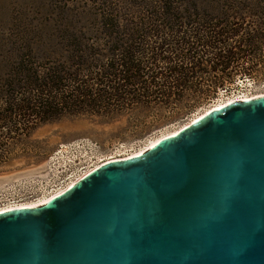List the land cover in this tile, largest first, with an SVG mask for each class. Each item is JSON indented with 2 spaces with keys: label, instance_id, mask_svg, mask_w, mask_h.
Segmentation results:
<instances>
[{
  "label": "water",
  "instance_id": "95a60500",
  "mask_svg": "<svg viewBox=\"0 0 264 264\" xmlns=\"http://www.w3.org/2000/svg\"><path fill=\"white\" fill-rule=\"evenodd\" d=\"M0 264H264V96L0 214Z\"/></svg>",
  "mask_w": 264,
  "mask_h": 264
},
{
  "label": "trees",
  "instance_id": "16d2710c",
  "mask_svg": "<svg viewBox=\"0 0 264 264\" xmlns=\"http://www.w3.org/2000/svg\"><path fill=\"white\" fill-rule=\"evenodd\" d=\"M55 9L42 30L2 39L0 163L10 146L66 118L164 106L183 119L238 76L257 77L242 63L264 64V0H86Z\"/></svg>",
  "mask_w": 264,
  "mask_h": 264
},
{
  "label": "rangeland",
  "instance_id": "374dc122",
  "mask_svg": "<svg viewBox=\"0 0 264 264\" xmlns=\"http://www.w3.org/2000/svg\"><path fill=\"white\" fill-rule=\"evenodd\" d=\"M85 1L0 0V67L6 66L5 55L8 52V47L2 43L3 38L22 32L42 30L46 21L56 20L55 6L64 4L71 6ZM250 68L257 76L251 78L253 82L247 81L248 77H246L237 84L227 85L228 91L222 97H217L219 102H224L227 98L241 93L248 97L264 93V64L253 67L251 63L244 62L239 66L241 72H247ZM248 86L251 87L249 91L246 90ZM211 101L202 103L194 113L183 119L174 117L176 116L174 112H169L164 106H157L146 110L137 108L113 119L66 118L41 126L28 139H23L21 144L10 146L6 162L0 163V205L9 202L15 195H17L16 198L19 194L25 198L29 197L23 187H18L19 184L33 185L31 187L33 195L43 191L41 183L48 177L49 158L61 145L85 140L95 145L98 157L107 156L117 150L126 151L146 147L152 140L177 130L196 115L203 113L212 105ZM152 125L155 129L145 132ZM82 157L89 158L90 154Z\"/></svg>",
  "mask_w": 264,
  "mask_h": 264
},
{
  "label": "built area",
  "instance_id": "2783aa9c",
  "mask_svg": "<svg viewBox=\"0 0 264 264\" xmlns=\"http://www.w3.org/2000/svg\"><path fill=\"white\" fill-rule=\"evenodd\" d=\"M244 79H246V77L238 78L235 83L237 84L238 82H241V80ZM246 80L249 82H253L251 78H248ZM250 88L251 87L248 86L246 90L249 91ZM226 92V89L219 90V94L217 95V97H222L223 94H225ZM252 96L256 97V95ZM244 97L247 98L248 96L244 93H241L239 95L229 97L225 101H227L228 99H233L234 101H241L245 99ZM218 100L219 99L216 98L214 101L217 102ZM214 101L212 100L210 103L214 105ZM95 148V145L85 140H81L68 145L59 146L49 158L48 177L45 181L41 183L43 191L39 192L37 195L35 193V195H33L31 189L33 185L31 186L30 183L19 184L18 187H23L24 191L28 193L29 197L25 198L21 196V194H19V197L16 198L17 195H15V197L9 202L1 204L0 210L5 209L7 207H13L17 209V207L21 205L32 204V202H37L43 198H50L51 196H56L62 190L69 189L72 185V182L75 183L77 180L84 177L85 174L89 172V170L94 168V166L98 164H100L101 166L107 162L133 158L137 156L140 150L144 147H138L137 149H130L126 151L117 150V152H113L107 156L100 155V157L96 155ZM87 153L90 154L89 158L82 157L83 155L88 156L89 154ZM95 155L97 157H95Z\"/></svg>",
  "mask_w": 264,
  "mask_h": 264
},
{
  "label": "bare ground",
  "instance_id": "6f19581e",
  "mask_svg": "<svg viewBox=\"0 0 264 264\" xmlns=\"http://www.w3.org/2000/svg\"><path fill=\"white\" fill-rule=\"evenodd\" d=\"M264 96V93L263 94H260V95H256L255 96H252V97H244L245 99H243L242 101H249V100H252V99H255V98H260V97H263ZM233 102H236L234 101L233 99H230V100H227V101H224V102H216L214 103V105L210 106L207 110H205L203 113L201 114H198L196 115L190 122L182 125L180 128H183L185 127L186 125L188 124H191V123H194L196 122L197 120H199L200 118H202L205 114H208L210 111L212 110H217L219 108H222L223 106H226L228 104H231ZM178 128L177 130H174L173 132H170V133H167V134H164L162 135L161 137H158L154 140H152L146 147H144L143 149L140 150L139 154H137V156H140V155H143L145 154L146 152H148L151 148H153L161 139L163 138H167V137H170V136H173L174 134H176V132L180 129ZM136 157V156H135ZM119 161V160H118ZM114 162V161H112ZM109 163V162H107ZM106 164V163H105ZM100 167V164L94 166V168H92L91 170H89V172L87 174H85V176H87L88 174H90L92 171L96 170L97 168ZM84 176V177H85ZM82 177V178H84ZM80 180V179H79ZM79 180H77L76 182H78ZM72 182V185L73 186L74 184H76ZM68 190V189H66ZM66 190H62L61 192H59V194H57L56 196H51L50 198H43L37 202H32V204H25V205H21L19 207H17V209H31V208H36V207H39V206H45L47 205L51 200H53L55 197L61 195L62 193H64ZM13 207H7L5 209H1L0 210V214L4 213V212H8V211H12V210H16V208H13Z\"/></svg>",
  "mask_w": 264,
  "mask_h": 264
}]
</instances>
